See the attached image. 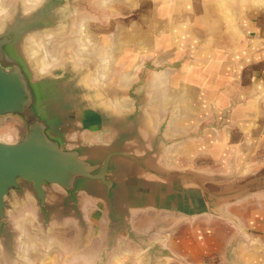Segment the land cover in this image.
<instances>
[{"label": "crops", "instance_id": "crops-1", "mask_svg": "<svg viewBox=\"0 0 264 264\" xmlns=\"http://www.w3.org/2000/svg\"><path fill=\"white\" fill-rule=\"evenodd\" d=\"M57 6L52 53L67 55L84 73V99L98 101L84 108L99 118L83 139L108 145L135 133L128 144L140 154L159 136L164 168L199 174L213 192L237 190L215 198L184 178L146 177L132 218L147 225L136 227L164 236L169 252L195 237L217 243L220 264H264V0ZM80 37L98 51L80 52Z\"/></svg>", "mask_w": 264, "mask_h": 264}, {"label": "water", "instance_id": "water-1", "mask_svg": "<svg viewBox=\"0 0 264 264\" xmlns=\"http://www.w3.org/2000/svg\"><path fill=\"white\" fill-rule=\"evenodd\" d=\"M59 1L63 0L8 4L2 0L0 127L13 124L16 136L13 142L0 139V248L9 258H15L19 236L25 233L21 222L29 226L34 217L40 236L52 222L68 221L85 238L88 216L98 222L101 213L110 250L124 236H159L153 229L136 227L147 221L132 218L137 186L146 177L165 183L184 178L205 196L215 198L237 191L213 192L199 174L164 168L158 163L159 136L140 154L128 144L135 133H119L108 145L83 139L99 118L94 111L90 119H95L90 121L84 108L98 101L84 99L88 87L79 84L84 73L69 68L67 55L54 54L51 62L45 59V47L57 30L53 11ZM64 28L67 22L60 30ZM24 208L31 210V215L25 213L29 219L23 217L13 224L10 216ZM163 237L159 236V245L167 249ZM116 254L113 251L106 260Z\"/></svg>", "mask_w": 264, "mask_h": 264}, {"label": "rangeland", "instance_id": "rangeland-1", "mask_svg": "<svg viewBox=\"0 0 264 264\" xmlns=\"http://www.w3.org/2000/svg\"><path fill=\"white\" fill-rule=\"evenodd\" d=\"M3 1L8 4L14 0ZM14 129L13 124L11 126L4 123L0 127V139L13 142L16 137ZM28 211L24 208L20 212L12 214L11 222L15 224L23 217L29 219L25 216V213L31 212V210ZM89 212L91 211H88V214ZM88 220L90 224L85 238L84 234H81L80 228L78 226L74 228L68 224V221L64 223L52 222L45 235L40 236L36 228L40 224H36L34 217L29 220V226L24 230L25 233L19 236L15 258H11V256L9 258L0 248V264H10V259L15 260L12 264H220V257L223 255L215 253L217 248L215 241L195 237H189L187 242L185 240L186 247L178 244L176 250L169 252L168 249L159 245V236H150L149 234L141 237L131 236L130 238L124 236L110 250L109 246V249L107 248L104 236L105 221L94 222L89 216ZM220 231L224 234L227 233V230ZM78 232L81 234L80 239H78ZM141 232L144 233V230ZM216 236H220L219 232ZM120 243L123 245L118 246ZM26 248L28 249L26 250ZM113 251H116L117 254L107 261L105 256Z\"/></svg>", "mask_w": 264, "mask_h": 264}, {"label": "bare ground", "instance_id": "bare-ground-1", "mask_svg": "<svg viewBox=\"0 0 264 264\" xmlns=\"http://www.w3.org/2000/svg\"><path fill=\"white\" fill-rule=\"evenodd\" d=\"M29 2L30 1H33V0H28ZM4 5H3V2H2V0H0V13H2L3 11H4ZM88 30V29H87ZM138 36V35H137ZM53 43V42H52ZM51 43H50V41H49V44L47 45L48 47H49V45H50ZM78 46H79V49H81L80 50V52H83V50H85L86 48H91V49H93V51H98V49H99V47L98 46H94V47H89L88 45H86V43H85V41H84V39L82 38V37H80L79 39H78V44H77ZM48 47L46 48L45 47V59L47 60V62H51L53 59H54V57H55V55H54V53H52L53 51L52 50H50L49 51V49H48ZM172 76V75H171ZM175 84V83H174ZM26 227H27V224H26V221H24V222H21V224H20V229H21V231H22V229H26ZM23 233V232H22ZM30 242H32V241H30ZM24 249H25V246H24ZM28 248H26V250H27ZM55 253V252H54ZM53 253V254H54ZM35 256V255H34ZM38 257V256H37ZM43 259V258H42Z\"/></svg>", "mask_w": 264, "mask_h": 264}]
</instances>
